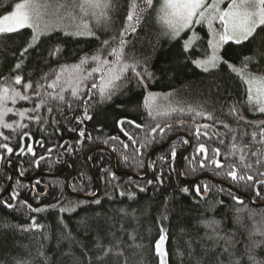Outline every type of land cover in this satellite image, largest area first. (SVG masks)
Here are the masks:
<instances>
[{
    "label": "trees",
    "instance_id": "trees-1",
    "mask_svg": "<svg viewBox=\"0 0 264 264\" xmlns=\"http://www.w3.org/2000/svg\"><path fill=\"white\" fill-rule=\"evenodd\" d=\"M15 2L21 0H0V15L14 10ZM59 2L69 5L60 9V26L50 35L42 37L37 46L23 56L21 53L31 39V29L0 35V82L11 83L12 77L21 74L25 81L30 78L34 83H45L42 77L49 74L48 81H51L53 69L59 70L60 65L76 64L82 57L92 55L101 47L102 40L115 36L117 40L113 46L118 43L130 0H115L116 7L109 13L112 23L107 30L95 27V22L89 20L94 36L65 35V32L76 30L75 25L80 22V17L78 10L73 11L70 6L72 0ZM140 2L137 0V3ZM159 4L160 0H153L152 8L144 13L136 31L123 37L127 41L125 53L140 61L136 70L142 75L145 69L152 74L151 79L145 75L143 83L147 88L130 72V79L109 100L101 101L96 95L89 98L86 88L81 89L78 97H73L71 90H68L63 92L64 101L52 100L37 112L30 113L32 116L38 115L40 123L27 118L21 121L13 113L5 117L7 122L15 123L13 129L0 128V132L9 137L5 141L0 136V145L7 143L13 149L10 154L0 146V157H3L0 159V195L10 182L11 173L5 164L7 160L15 161L20 176L24 178L41 173H59L64 167L65 171L59 177L39 176L26 182L16 174L15 164H10L15 177L10 191L0 201V264H125V261L127 264H160L155 244L161 235V226L166 234L167 264H253L249 255L254 256L257 264H264V236L253 234L254 227L264 223V206L254 207L241 195H251L256 204L264 202V185L256 182L264 180V176L260 175L264 173V162L257 164V157L251 155V152L258 151L259 158L264 161V144L257 142L259 136L257 141L251 139V132H259V128L249 123L264 121V113L250 110L245 104L244 85L231 72L228 64L221 63L217 68L205 72L192 63L193 59L202 58L203 50L207 47L205 28L196 26V32L202 38L199 50L193 47L187 52L184 41L189 38L190 32L185 31L175 39L164 34L165 30L156 18ZM56 47L61 51L57 55H49ZM220 55L237 67L241 66L245 57L255 56V62L249 64V71L264 72V32L258 29L251 42L225 44ZM17 63H21L22 67L14 70ZM6 77L8 80L4 81ZM86 83L90 87L91 82ZM17 87L23 91L22 86ZM46 91L51 90L41 89L42 93ZM148 92L172 93L174 99L180 102L178 106L184 107L185 112L173 113L169 118L158 117L153 121L143 107ZM27 94L33 97L31 102L9 103V107H13L14 111L36 107L38 98L31 90ZM189 106L211 114L213 119L195 116L187 111ZM233 106H236L243 120L231 113ZM48 107L53 109L52 112H48ZM85 108L91 119L84 118ZM122 120L152 126L158 122L161 127L165 124L179 125L165 130L162 135L157 130L153 134L155 142L142 148L140 144L145 140L147 129L136 128L130 123L121 126L119 122ZM21 122L28 127L20 128L18 124ZM203 125L210 127L205 129ZM198 126H201L199 136L196 135ZM81 130L84 136L79 135ZM205 131L212 139L202 134ZM125 132L136 139L135 145L125 136ZM178 135L180 137L151 156L150 175L146 180L126 174L120 175L117 181L113 179L111 174H115L116 170L111 153L115 156L119 172L145 176L149 153ZM182 135L192 140V150L182 166L183 178L195 180L209 176L217 181L205 178L186 183L182 180L179 163L189 146L188 139ZM233 136L241 147L249 146L245 152L246 162L253 166L249 173L254 174L251 182H234L222 173L217 174L219 170L211 166L205 169L199 167L202 159V156L196 155L199 144L209 149V156L211 149L219 148L223 161V154L229 150ZM110 137H119V140ZM219 138L224 140L223 144L219 143ZM185 140L188 142L185 143ZM121 142L128 143V149H124ZM29 146L35 155L28 152ZM98 146H104L107 150L94 151L88 160L89 152ZM173 147L176 151L174 158L170 155ZM21 148L24 149L23 154ZM161 157L164 159L161 160ZM90 165L100 184V194L89 200L72 196L66 189V181L73 167L72 192L91 197L97 195L98 186ZM158 178L163 180L162 184ZM205 184L209 186L208 192L203 190ZM197 185L201 186V194L195 191ZM44 186L49 187L48 193H43ZM183 188L189 191H181ZM14 192L18 193L15 199L12 198ZM233 197H238L243 203H238ZM9 204L12 207H8ZM28 205L43 211H32ZM65 206L74 210L61 212L60 207ZM33 218L41 227H32ZM213 221L217 225L216 233L206 227L207 223ZM217 234L231 240L227 252H222L225 242ZM131 235L135 236L134 241L130 239ZM98 242L112 247L113 253L118 251L116 245L119 242L123 255L110 253L104 256V247L98 248Z\"/></svg>",
    "mask_w": 264,
    "mask_h": 264
},
{
    "label": "snow or ice",
    "instance_id": "snow-or-ice-1",
    "mask_svg": "<svg viewBox=\"0 0 264 264\" xmlns=\"http://www.w3.org/2000/svg\"><path fill=\"white\" fill-rule=\"evenodd\" d=\"M226 4V6H224ZM69 5L58 2L55 4V10L67 8ZM71 8L73 11L79 13L80 22L75 25V31L65 35H87L94 36L95 32L90 26L89 20L95 22L94 26L101 28V30H107L110 28L112 20L109 13L116 7L115 0H72ZM153 0H141L137 3V0H130L127 4L128 11L125 17V24L120 32V38L118 43L113 46V42L117 40V37L113 36L111 39H105L101 41V47L98 48L92 55L84 56L76 64L72 65H60L59 70L53 69L50 75L53 76L51 81H48V75L42 77L45 83L39 81L33 82L30 78L25 81V77L21 74H17L12 77L11 83L0 82V128L13 129L14 123H9L5 120V117L9 113H13L15 116H19L21 121L25 118L28 120L35 119L37 123L41 122V118L32 116L30 113H35L38 109L46 104H49L52 100L64 101L65 97L63 92L71 90L73 97L81 95V89L86 88L89 94L96 95L101 101L109 100L112 96L120 90L126 81L130 79L129 73L138 80V82L147 88L144 84L145 75L151 79L152 74L147 72L142 75L137 71V67L140 65V61L134 56L127 55L124 51L127 41L123 38L125 35L134 33L137 26L140 24L144 13L152 8ZM52 8V4L49 0H21V2L14 3V10L7 14L0 15V34L17 32L20 29H31V39L26 48H24L21 55L28 52L29 49L35 48L40 42L42 37L50 35L52 31L57 28V24L52 22L46 17L49 15V9ZM157 22L164 28V34L175 39L180 37L181 33L188 31L191 33L188 39L184 41V50L187 52L193 47H197L201 41V37L196 32V26H202L207 31V40L205 41L207 47L203 50L202 58L193 59L192 63L201 68L203 71L208 72L211 69L217 68L221 63L228 64L231 72L235 73L244 85L245 92V104L250 110L264 113V72L254 73L249 71V64L254 63L255 56L245 57L241 62V66L230 64L223 60L220 55L223 46L229 42L236 45L243 44L245 42H251L257 35V30L264 32V0H160L159 7L156 10ZM98 38V37H97ZM61 49L59 47L54 48L49 55H57ZM112 57V59H109ZM22 64L17 63L14 66V70L21 69ZM8 78H4L7 81ZM90 81V87L88 82ZM17 86H22L23 91ZM50 89L51 91L41 92V89ZM60 89V91H56ZM28 90H31L33 95L38 98V104L34 108H23L22 110H15L13 107H9V103L16 105L19 101H32V96L28 95ZM179 101L175 100L172 93L158 94L148 92L143 100V107L147 111L148 116L155 121L158 117L169 118L173 113L185 112L184 107H179ZM69 107L71 105L69 104ZM48 112H52V108L48 107ZM188 112L194 113L195 116L205 117L206 119H213L211 114H206L203 111H198L191 106L187 109ZM233 115H237L239 120H243V116L239 115L236 106L230 109ZM85 119H91L88 115V109L85 108ZM83 123V120L80 121ZM121 126L125 123H130L136 128H146L145 140L140 144V147L147 148L150 144L155 142V136L153 134L159 133L162 135L165 128L171 129V124H165L161 127L160 123H155V126L151 124L141 125L135 121H120ZM182 123V122H181ZM256 125L259 128V132H251V139L257 141V136L260 144H264V121L261 122H249ZM20 128H27L25 123H19ZM200 127L196 128V135H201ZM203 128L207 129L210 125H203ZM225 127H228L225 125ZM123 130V128H122ZM84 132L81 130L79 135L84 136ZM128 136V139L133 145L137 143L136 139L129 136L127 132L124 133ZM208 139L212 137L208 136L207 131L202 133ZM27 136V133H24ZM0 136H3L4 140L9 139L8 136H4L3 132H0ZM112 140H119V137H110ZM235 136L232 137V143L229 146V150L223 154V161H221V150L219 148L211 149V156H209V149L204 144H199L196 148V155L202 156L199 161V167L201 169L213 167L215 170H219L217 174H224L234 182H251L254 180V174H249L252 170V164L246 162L247 154L245 149L248 145L241 147L235 142ZM185 143L188 141L185 140ZM122 143L124 149H128V143ZM219 143L223 144L224 140L219 138ZM8 153H12L13 149L9 147L7 143L0 145ZM115 150V149H114ZM139 152V149H136ZM21 154L24 153V149H20ZM28 152L35 155L31 146L28 147ZM171 157L176 156L175 148L173 147ZM251 155L257 157L256 163L260 164L258 151L251 152ZM3 159V157H0ZM40 159H43L41 157ZM128 159L127 156L124 157ZM164 157H161L163 160ZM195 159V157H193ZM38 164V162H37ZM115 178V174H111ZM163 173H161V176ZM264 176V173H260ZM159 183H163L162 179L158 178ZM257 183L264 185V180H258ZM151 183V181H148ZM204 192L209 191L207 184L203 185ZM143 191V189H141ZM183 192H188V188L181 189ZM197 194H201V186L197 185L195 188ZM124 195V193H121ZM259 195V193H257ZM18 196V193H13V199ZM238 203H243L238 197H233ZM26 203V202H25ZM99 203V201H96ZM8 207H12L11 204ZM28 207L35 212L43 211V209H32L31 205ZM52 207H56L53 205ZM61 212H71L73 207H60ZM166 218V217H165ZM33 228H39L40 225L35 223L33 218ZM206 227L210 228L213 233H216V222H209ZM161 235L155 244L156 254L160 258V264H166L167 252L163 249V245L166 240L165 229L163 226L160 228ZM253 234H259L264 236V223L258 224L254 227ZM218 236V234H217ZM224 240L225 247L222 252H227V246L231 244V240L225 237H219ZM130 239L135 240V236L131 235ZM212 239V237H209ZM97 247H104V256L113 253L112 247H105L99 242ZM116 247L118 251L113 253L118 256L123 255V249L119 248V242ZM249 259L253 261V264H257L254 256L249 255ZM125 264L127 262L125 261Z\"/></svg>",
    "mask_w": 264,
    "mask_h": 264
},
{
    "label": "water",
    "instance_id": "water-1",
    "mask_svg": "<svg viewBox=\"0 0 264 264\" xmlns=\"http://www.w3.org/2000/svg\"><path fill=\"white\" fill-rule=\"evenodd\" d=\"M178 125H179V124L172 125L171 128L176 127V126H178ZM167 129H168V128H165V130H167ZM182 136H184L185 138L188 139V141H189V146H188L187 151H186V152L184 153V155L181 157V160H180V163H179V175H180V177L182 178V180L185 181L186 183H194V182H198V181H200V180H202L203 178H206V177L203 176V177L197 178V179H195V180H187V179H184V178H183V169H182V166H183L184 159L186 158V156L190 153V151H191V149H192V140H191L187 135H182ZM178 137H180V135L171 138V139H170L168 142H166L164 145H161V146L155 148L153 151H151V153L148 155V157H147V159H146V169H147V174H146L145 176H139V175H136V174H133V173H128V172H126V173L119 172V171L117 170V168H116V165H115V156L113 155V153H111V155H112L113 165H114V168H115V170H116V172H115V178H113V179L117 181V180L119 179V176H120V175H122V174H126V175L132 176V177H134V178H136V179L146 180V179L149 177V175H150V168H149V160H150V157H151L156 151H158V150H160V149H162V148L168 146L173 140H175V139L178 138ZM101 149L107 150V148L104 147V146H98V147H95L94 149L91 150V152H89V154L87 155V159L90 160V156H91V154H92L94 151L101 150ZM10 163H14V164H15V166H16V174H17L18 176L20 175V172H19V170H18V166H17V164L15 163V161L7 160V161H6V167L9 169V171H10V173H11V179H10V182H9L8 186L6 187L5 191L0 195V201H1V200L6 196V194L10 191L11 185H12L13 180H14V177H15V173H14V172L12 171V169L10 168ZM90 167H91V168H90V170H91V174H92V176H93V178H94V180H95V182H96V184H97V186H98V193H97V195H95L94 197H91V198H95V197H97V196L100 194V192H101V187H100V184H99V182L97 181V179H96V177H95V175H94L93 167H92L91 165H90ZM64 171H65V168H63L59 173H55V174H45V173H41V174H36V175H34V176H32V177H29V178H24V177H21V176H20V179L23 180V181H26V182H31V181H33L34 179L38 178L39 176H43V177H46V178H55V177H59V176H61V175L63 174ZM74 174H75V168L73 167L72 174H71V176H70V177L67 179V181H66V189H67V191H68L72 196H74V197L82 198V199L88 198V197H84V196H81V195H78V194H75V193L72 192V190H71V188H70V183H71V179H72V177L74 176ZM44 187H45V189L48 191V189H49L48 186H44ZM229 187H230L231 189L235 190L232 186H229ZM206 195H207V194H205V196H206ZM241 195H243L244 197H246V198L249 200L250 204H251L252 206H254V207L259 208V207H263V206H264V202H263V203L256 204V203L253 202L251 196H249V195H247V194H245V193H242Z\"/></svg>",
    "mask_w": 264,
    "mask_h": 264
},
{
    "label": "rangeland",
    "instance_id": "rangeland-1",
    "mask_svg": "<svg viewBox=\"0 0 264 264\" xmlns=\"http://www.w3.org/2000/svg\"><path fill=\"white\" fill-rule=\"evenodd\" d=\"M49 2L52 4V8L49 9V15L46 17V19H49L51 20L52 22L56 23L59 27L60 25L58 24L59 23V19L61 17V14H60V10L59 11H56L55 10V4L57 3V0H49ZM226 6V4L224 5ZM21 30V29H20ZM184 33V32H183ZM181 33V35L183 34ZM1 35V34H0ZM150 154V153H149ZM148 157V156H147ZM151 158V157H150ZM149 163H150V160H149ZM150 168V167H149ZM163 249L166 250V240H165V243L163 245ZM167 264V262H166Z\"/></svg>",
    "mask_w": 264,
    "mask_h": 264
},
{
    "label": "flooded vegetation",
    "instance_id": "flooded-vegetation-1",
    "mask_svg": "<svg viewBox=\"0 0 264 264\" xmlns=\"http://www.w3.org/2000/svg\"><path fill=\"white\" fill-rule=\"evenodd\" d=\"M192 150V149H191ZM191 152V151H190ZM6 164V163H5ZM11 164V163H10ZM65 168V167H64ZM203 177V176H202ZM206 178H208V179H211V180H215V179H213L212 177H209V176H205ZM203 179H205V178H203ZM215 181H217V180H215ZM218 182H220V181H218ZM221 183V182H220ZM227 186L229 187V186H232V185H230V184H227ZM233 187V186H232ZM44 188V192L43 193H48L49 192V189H48V191L45 189V187H43ZM49 188V187H48ZM230 188V187H229ZM234 188V187H233ZM231 189V188H230ZM205 194H207V193H205ZM248 195V194H247ZM207 196V195H206ZM249 196H251V195H249ZM252 198V197H251ZM253 200V199H252ZM2 201V200H1ZM254 202V201H253Z\"/></svg>",
    "mask_w": 264,
    "mask_h": 264
},
{
    "label": "bare ground",
    "instance_id": "bare-ground-1",
    "mask_svg": "<svg viewBox=\"0 0 264 264\" xmlns=\"http://www.w3.org/2000/svg\"><path fill=\"white\" fill-rule=\"evenodd\" d=\"M128 173H130V172H128ZM19 177H20V175H19ZM10 179H11V176H10ZM44 195H45V194H44ZM81 196L88 197V198H85L86 200L91 199V196H85V195H81ZM81 199H82V198H81Z\"/></svg>",
    "mask_w": 264,
    "mask_h": 264
}]
</instances>
